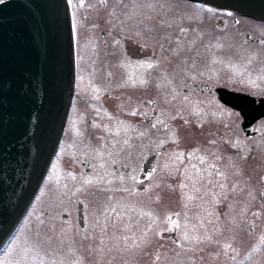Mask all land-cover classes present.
<instances>
[{
	"label": "flooded vegetation",
	"instance_id": "af4514ba",
	"mask_svg": "<svg viewBox=\"0 0 264 264\" xmlns=\"http://www.w3.org/2000/svg\"><path fill=\"white\" fill-rule=\"evenodd\" d=\"M183 1L185 5L177 8L182 15L174 18H167L161 11L162 15H150V5L141 16L132 14L137 6L122 16L113 3L110 35L102 30L100 38L94 39L100 58L96 64H81L74 20L76 93L52 166L64 148L71 154L66 167L78 166L83 175L80 186L84 190L70 202L69 211L63 212L66 218L76 215L78 219L69 237L76 260L83 264L161 262L167 241L180 248L187 246L180 230L166 231L169 225L164 220L174 213H180L182 224L185 214L188 219L195 216L196 221H190L197 225L204 218V230L211 233L213 228L221 229L214 239L222 243L227 240L234 246L242 242L235 246L237 254L229 255L223 254L221 245L209 244L201 249L191 245L190 249L195 248L193 256L204 264H245L259 253L247 258L264 234V80L257 79L264 75V33H259L254 24L264 25V19L197 0ZM209 9L216 15L208 14ZM147 63L154 67H140ZM88 67L96 75L92 81L85 73ZM141 79L146 83L141 84ZM250 79L254 83H249ZM93 89L100 91L95 93ZM97 95L99 98L94 99ZM156 118L176 132L178 143L172 142L164 126L152 127ZM118 121L124 123L116 135ZM76 129L82 135L77 136ZM161 141H165L162 146ZM194 149H199L216 169H211L214 175L209 178L213 183L209 185L206 179L198 182L200 192L193 193L196 199L185 208L184 193L191 190L192 181L186 180L184 168L193 163L201 169L207 165L185 158L180 171H176L171 154H187ZM217 169L226 174L227 180L215 175ZM132 175L143 183H134ZM85 177L103 180L82 185ZM218 180L226 184L223 191ZM182 183L189 188L182 190ZM125 187L132 189L131 194L121 190ZM212 192L217 193L215 199ZM245 206L248 212L242 218ZM111 207H116L121 219L109 211L105 235L101 232L104 213ZM141 210L158 218L146 244L140 237L150 218L141 216ZM254 211H261V218L252 217ZM207 212L213 215L209 217ZM93 215H99L98 225L91 223ZM252 220L256 221L255 229L248 223ZM83 235L90 238L82 240ZM123 236L129 240L121 239ZM135 243L141 246L134 247ZM206 249V255H200ZM232 255L235 260L230 259ZM258 262L264 264V259Z\"/></svg>",
	"mask_w": 264,
	"mask_h": 264
},
{
	"label": "water",
	"instance_id": "95a60500",
	"mask_svg": "<svg viewBox=\"0 0 264 264\" xmlns=\"http://www.w3.org/2000/svg\"><path fill=\"white\" fill-rule=\"evenodd\" d=\"M264 18V0H198ZM76 86L70 0L0 4V250L59 148Z\"/></svg>",
	"mask_w": 264,
	"mask_h": 264
},
{
	"label": "rangeland",
	"instance_id": "374dc122",
	"mask_svg": "<svg viewBox=\"0 0 264 264\" xmlns=\"http://www.w3.org/2000/svg\"><path fill=\"white\" fill-rule=\"evenodd\" d=\"M83 0V6H81V0H70V7L74 20L78 25V55L81 56L82 63H98L100 58L97 55V43L94 42L95 38H100L101 31L107 32L110 35L111 24L113 22V3L116 2L119 14L122 16L129 13L131 7H136L134 17L145 14L143 10L146 5H150L148 11L150 15H165L167 18H174L180 16L182 13H178L177 8H180L183 0ZM75 5V6H74ZM176 5V6H172ZM151 8V9H150ZM162 9V10H160ZM175 11V12H170ZM158 11H161L160 14ZM208 14L216 15L212 11ZM200 16L198 14H195ZM164 16V17H165ZM203 16V14H202ZM135 19V18H133ZM124 20V19H123ZM245 20V19H244ZM247 20V19H246ZM122 22V20H121ZM252 22V21H250ZM254 23V22H253ZM255 24V28L259 33H264V25ZM90 41V42H89ZM93 43H95L93 45ZM95 52V56L93 53ZM85 73L90 76L91 81L96 76L91 69L86 68ZM90 81V82H91ZM86 88L85 85H82ZM68 150L61 149L52 169L49 172V176H54V168L56 169V175L59 176V182H57L55 176L53 180L46 178L34 204L29 210L25 220L17 231L13 241H15L16 247L11 255L4 252L0 260H13L19 261L20 264H73L76 261L74 256L75 249H72V240L69 237V232L72 231V226H78V219L76 215H68V218L64 217L63 212L69 211L70 202L73 198H76L78 192L77 188H80V174L78 166L74 169L66 167V163L69 162L71 154H68ZM72 173L77 177L76 180H72L68 174ZM67 185V188L64 185ZM77 200V199H76ZM124 216V215H123ZM185 215H182L184 219ZM99 215L91 216V223L98 225ZM197 218V217H196ZM195 220V216L191 217L184 223L197 226V231L202 235L204 228L190 221ZM44 221L43 224L40 221ZM200 222V221H199ZM54 226V230H53ZM62 229L66 231H62ZM39 233V235H37ZM182 235V234H181ZM61 240L64 242L61 243ZM187 246L180 248L174 246L171 241H167L165 248V254L162 261L153 264H204L201 259L194 257L192 250H189L191 244L184 241ZM242 243V242H241ZM241 243L240 246H241ZM12 244V242H11ZM10 244V245H11ZM239 244H234V247ZM209 244L204 243L198 246V249L204 248ZM193 246V245H192ZM238 248V247H236ZM74 250V252H73ZM242 248L240 249V251ZM206 251L200 255H206ZM69 261V257L72 256ZM264 259V246L256 257L245 264H260L258 261ZM77 260H80L77 258ZM81 264H83L81 262ZM88 264V263H86ZM123 264V263H115ZM125 264V263H124ZM126 264H134L127 261Z\"/></svg>",
	"mask_w": 264,
	"mask_h": 264
},
{
	"label": "snow or ice",
	"instance_id": "6c2138e0",
	"mask_svg": "<svg viewBox=\"0 0 264 264\" xmlns=\"http://www.w3.org/2000/svg\"><path fill=\"white\" fill-rule=\"evenodd\" d=\"M4 2H5V0H0V4H3ZM102 2H103V0H102ZM81 6H83V0H81ZM208 11H211V9H209ZM182 31H186V30L182 29ZM117 43H119V41H117ZM140 67L141 68L151 69V68L154 67V65L152 63H147V64H141ZM257 79L264 80V75L259 76ZM133 83H135L134 80H133ZM140 83L143 84V83H146V81L141 79ZM249 83H254V82L250 79ZM93 91L95 93H98L100 90L99 89H93ZM93 98L94 99H98L99 97L97 95V96H94ZM187 99L188 98L185 97V100H187ZM97 111H99V110H97ZM131 114L132 115H136L135 112H133ZM109 118L111 119V117H109ZM123 123H124L123 121H118L117 122L116 135L120 134V128H121V125H123ZM157 124L164 126L165 129L170 131V133H171L170 138H171L173 143H178L179 142L176 132L174 130L168 129V125L165 124L164 120L156 118V122L152 124V127L156 128ZM93 126L94 127H100V125H97V124H94ZM76 135L77 136L82 135V133L80 132L79 129H76ZM140 135L143 136L144 133L141 132ZM125 143H127V140H125ZM164 143H165V141H161L160 142L161 146ZM213 143H215V142L213 141ZM238 144H239V142L237 141V145ZM171 156H172L173 164L176 166L175 167L176 171H180L179 165L184 163L185 158H187L188 160H193L194 159V160L198 161L200 165H205V164L207 165V167H205L204 169H201V168H199L197 166V164L193 163L190 166L185 167L184 170H183L186 180L192 181L191 190L184 193L185 201H186L185 204H184V207L187 208L188 207V202L193 201V200L196 199V196L193 193L200 192V188L196 186L198 182H202V181H204L206 179L207 183L209 185H211L213 183V180L209 179V178L214 175V173H213V171L211 169H216V165L214 163H210L207 160V157L205 155H201L199 149H194L192 152H189L187 154L184 153V152L178 151V152L172 153ZM168 167H169V165L165 164V168H168ZM192 170H195L194 174H191ZM53 172H54V176H55L57 182H59V176L56 175V169L55 168H54ZM205 174H206V176H205ZM215 175L220 177L221 180H227V176H226V174L223 171H219L217 169L215 171ZM54 176H49L48 179L51 181V180H53ZM68 176L72 180H76L77 179V177L75 175H73L72 173H69ZM194 176L196 177L195 179H194ZM148 178L149 179L152 178V174L151 173L148 174ZM120 179H121V181H123V177H121ZM130 179L134 183H141V184L143 183L142 180L138 181L137 177L135 175H132L130 177ZM102 180H103V178L94 179L93 177H85V178L82 179V185H92L94 183L99 184V183L102 182ZM108 183L110 184L111 181L109 180ZM216 183L218 184L219 188L222 191L226 188V184L225 183H222L219 180L216 181ZM158 186L159 185H157V187ZM64 187L67 188V185L65 184ZM180 188L182 190L188 189L189 185L187 183H182L180 185ZM83 190H84L83 187H80V188L76 189V192H81ZM121 190L124 191V192H129L130 194L132 192V189H129L127 187H125V188H123ZM144 191H148V189H145ZM207 194L208 193L205 192V195H207ZM211 194H212L213 198L215 199V197L217 196V193L212 192ZM250 195H251V193H250ZM261 195H264V193H261ZM254 198L255 197H253V199ZM157 199H159V198L157 197ZM216 202H218V201H216ZM121 206H124V205H121ZM127 207H131V206L127 205ZM261 207L264 208V205H262ZM109 211L116 214V219L117 220L121 219L120 214L117 213L116 207H111L109 209H106L105 213H104V217H105L104 223H103V226L101 227V232L104 233L105 235L107 234L106 230H107L108 221H109V217H108V212ZM247 212H248V208H247V206H245L244 208L241 209V213H240L241 217L243 218L247 214ZM140 215L141 216H147V217L150 218V224H149L148 228L143 232V234L140 237V241L146 244L148 242L147 241L148 232L152 230V225L157 223L158 218L155 215H153L152 212H144L143 210H141ZM212 215H213L212 212H207V216L211 217ZM251 215H252V217H255V218H261L262 212L261 211H254V212L251 213ZM184 220L187 221V215L186 214L184 216ZM217 220H218V216H217ZM207 222L209 224L214 223L213 220H208ZM232 222L235 223V220H233ZM40 223L43 224L44 221L41 220ZM98 223H99V221H98ZM164 223L169 225V227L166 229V231L171 232V231L180 230L182 232V240L183 241H187L191 245H200V244H204V243L221 245L224 255H229L230 252L233 253V254H237V252H238V250L233 246L232 242L225 240L222 243L220 240L214 239V235L221 234V229L220 228H213L211 233L208 231V229L205 228L204 233L201 235L197 231V226L189 225L186 222L183 223V224L181 223V221H180V213L169 214L166 217V219L164 220ZM248 223L250 224L252 229H255L257 227V224H256L255 220L248 221ZM112 226L116 227L115 224H113ZM199 226L201 228L204 227V218H200V225ZM53 230H54V226H53ZM62 231H66V230L62 229ZM37 235H39V233H37ZM159 235H161V238H163V234L162 233H159ZM89 238L90 237L88 235H83L82 236V240H88ZM121 239L127 241V240H129V237L128 236H123V237H121ZM131 239L132 240H136V237H131ZM63 242L64 241L61 240V243H63ZM100 243L103 244L104 241L101 240ZM133 246L134 247H140L141 245H140V243H135ZM261 246H264V234H261L259 236V242L255 246H253L252 250L248 253V257L247 258L250 259L252 257V255H253V253L260 252L261 251ZM15 247H16V244H15V241H13L12 244L9 246V248L5 250L6 254L11 255V253L13 252ZM189 250H193L194 251L195 248H191ZM101 251H103V248H101ZM219 254L220 253H217L216 255H219ZM157 259H159V257H157ZM230 259L235 260V255H232L230 257ZM0 264H20V262L6 259V260H0ZM73 264H81V261L80 260L73 261Z\"/></svg>",
	"mask_w": 264,
	"mask_h": 264
},
{
	"label": "bare ground",
	"instance_id": "6f19581e",
	"mask_svg": "<svg viewBox=\"0 0 264 264\" xmlns=\"http://www.w3.org/2000/svg\"><path fill=\"white\" fill-rule=\"evenodd\" d=\"M12 242H13V240H12ZM10 244H11V243H10ZM9 246H10V245H9ZM9 246H8V248H9ZM8 248H7V249H8ZM3 254H4V253H3ZM3 254L1 255V257L3 256ZM1 257H0V259H1Z\"/></svg>",
	"mask_w": 264,
	"mask_h": 264
}]
</instances>
